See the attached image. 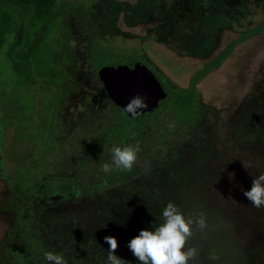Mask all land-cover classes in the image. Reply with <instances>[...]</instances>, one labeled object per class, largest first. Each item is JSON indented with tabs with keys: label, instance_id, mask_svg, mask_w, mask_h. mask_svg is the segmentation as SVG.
<instances>
[{
	"label": "rangeland",
	"instance_id": "obj_1",
	"mask_svg": "<svg viewBox=\"0 0 264 264\" xmlns=\"http://www.w3.org/2000/svg\"><path fill=\"white\" fill-rule=\"evenodd\" d=\"M58 8L45 46L53 77L19 85L0 50V264H47L45 251L67 264H105L109 235L117 257L141 264L128 242L155 228L169 201L206 215L191 239L195 264H264V207L243 195L264 172V29L199 81L188 123L164 104L110 134L123 113L92 63L96 48L137 54L168 91L181 90L264 23V0H59ZM127 145L139 146L133 168L105 173L111 148Z\"/></svg>",
	"mask_w": 264,
	"mask_h": 264
},
{
	"label": "trees",
	"instance_id": "obj_2",
	"mask_svg": "<svg viewBox=\"0 0 264 264\" xmlns=\"http://www.w3.org/2000/svg\"><path fill=\"white\" fill-rule=\"evenodd\" d=\"M58 3L59 0H0V50L10 62L21 86L36 85L53 77L52 70L47 65L45 46L52 26L60 15ZM263 29L264 23L245 30L213 60L197 70L187 87L169 91L171 99L165 104H172L174 115L179 120L185 123L195 121L200 103L199 81L218 68L240 43ZM92 63L97 72L103 67L120 64H146L137 54L120 53L111 48H96ZM121 111L123 116L120 125L110 134L127 133L131 125L140 121L131 119L122 109ZM153 113H147L141 120L148 119Z\"/></svg>",
	"mask_w": 264,
	"mask_h": 264
},
{
	"label": "clouds",
	"instance_id": "obj_3",
	"mask_svg": "<svg viewBox=\"0 0 264 264\" xmlns=\"http://www.w3.org/2000/svg\"><path fill=\"white\" fill-rule=\"evenodd\" d=\"M148 108L144 96L137 94L123 105L124 112L135 117L141 110ZM139 110V111H138ZM138 145L113 146L110 163L103 164L105 173L112 170H131L137 161ZM243 195L256 208L264 207V172L252 180L251 187ZM161 221L155 228H144L130 239L128 247L141 264H195L199 248L191 243L194 232H203L207 228V218L203 213L186 215L180 207L169 201L160 213ZM108 255L105 264H127L114 254L117 240L114 236H105ZM47 264H67L61 253L45 251Z\"/></svg>",
	"mask_w": 264,
	"mask_h": 264
},
{
	"label": "water",
	"instance_id": "obj_4",
	"mask_svg": "<svg viewBox=\"0 0 264 264\" xmlns=\"http://www.w3.org/2000/svg\"><path fill=\"white\" fill-rule=\"evenodd\" d=\"M98 77L113 103L122 110L123 105L135 95L145 97L148 102L147 109L141 110L135 117L124 112L133 120L143 119L147 113L155 112L171 99L170 92L147 64L103 67L98 72Z\"/></svg>",
	"mask_w": 264,
	"mask_h": 264
},
{
	"label": "flooded vegetation",
	"instance_id": "obj_5",
	"mask_svg": "<svg viewBox=\"0 0 264 264\" xmlns=\"http://www.w3.org/2000/svg\"><path fill=\"white\" fill-rule=\"evenodd\" d=\"M238 114V111H234V113H233V118H235L236 117V115ZM242 117H243V113H241L240 114ZM242 117H240V118H242ZM239 118V119H240ZM211 158H213V157H211V156H209V157H207V159H206V161L208 162V161H211ZM222 163H224V164H226L225 162H222ZM206 167V164H202L201 165V167L200 168H203L204 170H206L207 168H205ZM211 167V166H210ZM212 172V171H211ZM199 174V173H198ZM198 174H195L194 175V177H196ZM201 174V173H200ZM193 177V178H194ZM65 199V195H53V196H45L44 198H42V200L43 201H53V200H56V199ZM188 202V201H187ZM261 242L259 243L260 244V249H261V251H260V256H261V259H263V254H264V240L262 239V240H260ZM259 249V250H260Z\"/></svg>",
	"mask_w": 264,
	"mask_h": 264
}]
</instances>
